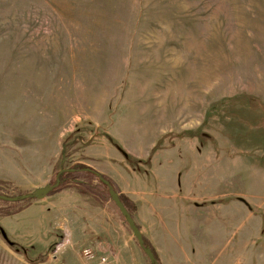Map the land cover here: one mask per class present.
<instances>
[{
    "label": "rangeland",
    "instance_id": "rangeland-1",
    "mask_svg": "<svg viewBox=\"0 0 264 264\" xmlns=\"http://www.w3.org/2000/svg\"><path fill=\"white\" fill-rule=\"evenodd\" d=\"M50 115L61 131L49 134V163L64 171L52 190L78 220L76 244L59 249L58 229L32 245L0 229V264H82L80 248L105 240L119 264H149L111 190L69 171L93 164L94 133L141 177L149 147L170 139L171 160L194 162L195 194L240 225L241 264H264V0H0L1 125ZM46 133L19 126V147L42 146ZM72 189L82 200L69 204ZM19 193L0 183V194Z\"/></svg>",
    "mask_w": 264,
    "mask_h": 264
},
{
    "label": "crops",
    "instance_id": "crops-1",
    "mask_svg": "<svg viewBox=\"0 0 264 264\" xmlns=\"http://www.w3.org/2000/svg\"><path fill=\"white\" fill-rule=\"evenodd\" d=\"M168 117L164 114L161 119L167 123ZM56 120L60 118L50 115L40 119L39 123L26 116L12 123L9 120V125L6 123L1 125L0 121V181L8 183L15 190L31 192L38 197L23 211L2 218L0 229L9 235L28 239L31 245L44 242L45 239L50 240L51 230L58 229L61 235L59 249L65 251L76 244L71 231L78 220L73 216L74 213H68L71 209L64 211L62 208L60 200L65 197V193L62 194L63 190H51L43 195V190L53 185L57 174L56 166L49 163L47 149L50 132L55 135L61 131L59 121V124L49 125ZM19 126L30 131L32 129L46 131L48 136L41 138L42 146L38 148L31 145L20 148L17 136ZM162 126H165L161 129L163 134L172 131L170 124ZM26 139L33 141V136ZM102 139L104 138L98 133L89 136L87 143H90L87 145L93 148L94 153L91 154V157H94L91 158L93 164L83 165L109 179L115 189L111 192L124 196L126 201L135 207L131 217L140 234L153 246L160 264H206L209 261L217 264H241L238 253L241 249V238L240 235L237 237L240 225L236 228L237 231L232 229V226H225L226 210L219 199L209 203V194H195V180L192 178L194 162L187 157L184 165L171 160L170 139H165L164 143L160 144L161 147H156V144L149 147L148 152H151L152 157L149 160V169L145 170L142 177L127 168L124 158L114 152V144L108 141L109 146L106 147ZM98 145L104 148V154L95 153L98 151L95 149ZM150 155L148 153L146 158ZM75 194L74 190L71 194H66L70 197L69 204L82 200L80 195L76 199ZM97 206L95 202L92 207ZM87 214L90 215L88 212ZM101 229L106 235L103 237L106 238L108 235L109 239L112 238L108 229L104 226H101ZM21 241L6 242L11 247L27 243ZM105 241L88 243L82 247L92 244L95 247L107 248L111 252L113 264H119V251L115 248L113 250ZM80 257L84 264L82 256ZM32 263L33 261L29 264Z\"/></svg>",
    "mask_w": 264,
    "mask_h": 264
},
{
    "label": "trees",
    "instance_id": "trees-1",
    "mask_svg": "<svg viewBox=\"0 0 264 264\" xmlns=\"http://www.w3.org/2000/svg\"><path fill=\"white\" fill-rule=\"evenodd\" d=\"M72 170H73V172H77V171H88L91 174H93L99 180V182L103 183L106 186L107 189L112 190L111 183L108 182V180L105 177L97 174L96 172H94L92 170H89L88 168H85L84 166H76V168L74 167V168H72L69 171L71 172ZM63 173H64V171H60V173H57L55 175V180H54L53 184L56 183V182L61 183V179H62L61 176H62ZM0 183H2V182H0ZM3 183H5V182H3ZM35 196L36 195L33 194V193L23 192V193H19V194L15 195V196H12L16 200H4V199L3 200H0V202L3 205L4 204H13L14 206H16L10 212L8 210H6L7 209V206H5L4 208H2L3 210H1V208H0V217H7V216L15 215V214L21 212L23 209L27 208L32 201H34L35 199H37V197H35ZM118 198L121 201V203L123 204L122 206H124L125 209L127 210V212L132 216V214L135 211V207L133 205H131V203H129L128 201H126V199H125L124 196L118 195ZM121 218H123V216ZM123 219L125 220V218H123ZM137 229H138V227H137ZM142 239H143L142 242H143L144 248L146 250L150 251L151 254H153V256H154L155 261L158 264H160L159 263V260H158V257H157V254L155 253V250H154L153 246L143 236H142ZM143 253H144V251H143ZM149 264H151V263L149 262Z\"/></svg>",
    "mask_w": 264,
    "mask_h": 264
},
{
    "label": "water",
    "instance_id": "water-1",
    "mask_svg": "<svg viewBox=\"0 0 264 264\" xmlns=\"http://www.w3.org/2000/svg\"><path fill=\"white\" fill-rule=\"evenodd\" d=\"M58 182L54 183L53 185L45 188L43 190V195L49 193L54 187H56L58 184ZM111 194V200L112 202L114 203V206L117 207V209L119 210L121 216H123V218H125V221H126V224L128 225V229L131 230L133 236L135 237L136 239V242L138 243L139 247H140V250H143L144 253L148 259V261L151 263V264H158L156 261H155V258L153 256V254H151L150 251L146 250L144 248V245H143V242H142V235L140 234L139 230H137V227L133 221V218L131 217V215L127 212V210L125 209L124 206H122L123 204L121 203V201L119 200L118 196L116 194H113V192L110 193ZM37 197V195L35 196ZM38 198V197H37ZM16 200L15 198L13 197H8V196H5V195H2L0 194V200Z\"/></svg>",
    "mask_w": 264,
    "mask_h": 264
},
{
    "label": "built area",
    "instance_id": "built-area-1",
    "mask_svg": "<svg viewBox=\"0 0 264 264\" xmlns=\"http://www.w3.org/2000/svg\"><path fill=\"white\" fill-rule=\"evenodd\" d=\"M80 253L84 260V264H113L111 252L104 247H95L89 245L82 247Z\"/></svg>",
    "mask_w": 264,
    "mask_h": 264
}]
</instances>
